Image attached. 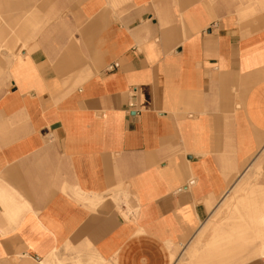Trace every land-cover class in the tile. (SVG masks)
Listing matches in <instances>:
<instances>
[{
    "label": "crops",
    "instance_id": "crops-1",
    "mask_svg": "<svg viewBox=\"0 0 264 264\" xmlns=\"http://www.w3.org/2000/svg\"><path fill=\"white\" fill-rule=\"evenodd\" d=\"M262 256L264 0H0V264Z\"/></svg>",
    "mask_w": 264,
    "mask_h": 264
},
{
    "label": "rangeland",
    "instance_id": "rangeland-1",
    "mask_svg": "<svg viewBox=\"0 0 264 264\" xmlns=\"http://www.w3.org/2000/svg\"><path fill=\"white\" fill-rule=\"evenodd\" d=\"M237 243H239V244H245L246 243V241H239V242H237ZM250 252V251H249ZM197 255V254H196ZM200 255V254H199ZM248 256L247 255H245V258H243V263H245L246 261H248V259L250 260V259H252V258H256V257H258V256H250V258H247ZM190 258V261H193V259H195L196 260V258H193V257H189ZM261 258H264V256H262ZM197 260H199V258L197 259ZM196 260V261H197ZM189 261V262H190Z\"/></svg>",
    "mask_w": 264,
    "mask_h": 264
},
{
    "label": "built area",
    "instance_id": "built-area-1",
    "mask_svg": "<svg viewBox=\"0 0 264 264\" xmlns=\"http://www.w3.org/2000/svg\"><path fill=\"white\" fill-rule=\"evenodd\" d=\"M130 108L133 110V108H134V104H131V105H130Z\"/></svg>",
    "mask_w": 264,
    "mask_h": 264
}]
</instances>
